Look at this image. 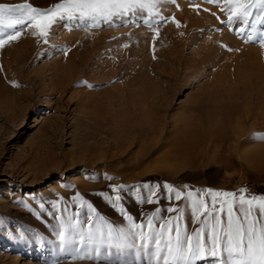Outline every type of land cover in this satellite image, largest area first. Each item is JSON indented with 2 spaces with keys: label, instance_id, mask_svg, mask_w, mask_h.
Wrapping results in <instances>:
<instances>
[{
  "label": "rangeland",
  "instance_id": "obj_1",
  "mask_svg": "<svg viewBox=\"0 0 264 264\" xmlns=\"http://www.w3.org/2000/svg\"><path fill=\"white\" fill-rule=\"evenodd\" d=\"M136 2L110 20L0 22V264H148L162 226V250L177 223L207 238L194 201L264 197V6L245 23L229 17L250 0ZM108 226L127 240L88 241Z\"/></svg>",
  "mask_w": 264,
  "mask_h": 264
},
{
  "label": "snow or ice",
  "instance_id": "obj_2",
  "mask_svg": "<svg viewBox=\"0 0 264 264\" xmlns=\"http://www.w3.org/2000/svg\"><path fill=\"white\" fill-rule=\"evenodd\" d=\"M252 6L251 0L249 3H238V9L243 11H237L233 13V16L229 17V21L234 16H239L247 23V17L250 15L248 8ZM255 6H264V0H255ZM146 5L144 3H137L136 0H73L68 8L64 5H58L56 10L49 11L47 13H36L35 9L24 11L29 9V5H19L15 8L9 7L5 4H0V22L7 19L8 14L17 11L24 12V16L28 20H35L36 16H45L50 27L52 23H55L57 19H76L77 13L81 20L92 19L97 20L102 18L104 20H110L115 16H128L129 14L135 15L137 9L143 10ZM64 9V12L57 15L60 9ZM264 20V17H262ZM24 19H17L9 21L7 26L14 27L15 24H21ZM39 26V24H38ZM19 33H17V36ZM41 35L46 36L47 32L42 31ZM16 36H11L9 39H15ZM248 39H252L249 36ZM4 43L0 40V46ZM171 191V188L169 189ZM156 195L155 191L152 193ZM225 196H234L231 193H224ZM175 199H181V194L176 192ZM148 202H152L149 199ZM247 206V207H246ZM193 208L197 215L207 214L211 217L210 229L207 233V238L202 239L204 236V229L196 233V244L191 243V238L185 237L183 240L180 236V228L177 223L175 226V243H173L172 237L169 234L167 244L164 250L160 248L162 238L165 236L163 230L160 233V237L153 241L154 249L149 247L148 243H142L141 248H148V264H190L191 260H201L207 257H211L216 261V264H264V197L251 199H245L240 197L239 207L235 206V201L229 204L226 200L223 205L216 207V202L213 201L211 205H207L205 201L198 200L193 202ZM211 208V211H209ZM175 211V209H173ZM258 213V215H254ZM91 220V217H89ZM107 224V222H104ZM205 225L209 224L206 219ZM79 221L73 224L72 227L77 228ZM151 224V221H149ZM137 227H143L137 225ZM173 229H168V233H171ZM117 232L119 234L117 235ZM99 233V235H98ZM60 239L64 240V234L60 233ZM88 241L101 240L111 241L114 237L117 240H127V235L123 230H117L108 226L106 233L101 232L99 229L97 232H93L90 227L87 233ZM141 238L145 241L149 237H145L141 233ZM83 239V236L81 237ZM96 256L99 258L101 253L99 249H94ZM77 258H94L91 255H85ZM135 264V262H133Z\"/></svg>",
  "mask_w": 264,
  "mask_h": 264
}]
</instances>
